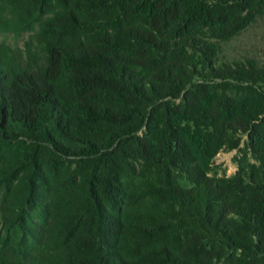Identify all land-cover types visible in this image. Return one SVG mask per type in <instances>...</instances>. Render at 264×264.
Returning a JSON list of instances; mask_svg holds the SVG:
<instances>
[{"label": "trees", "instance_id": "trees-1", "mask_svg": "<svg viewBox=\"0 0 264 264\" xmlns=\"http://www.w3.org/2000/svg\"><path fill=\"white\" fill-rule=\"evenodd\" d=\"M0 9V264H264V0Z\"/></svg>", "mask_w": 264, "mask_h": 264}, {"label": "rangeland", "instance_id": "rangeland-1", "mask_svg": "<svg viewBox=\"0 0 264 264\" xmlns=\"http://www.w3.org/2000/svg\"><path fill=\"white\" fill-rule=\"evenodd\" d=\"M1 10V9H0ZM5 17V14L0 11V63L6 66H14L16 64L20 65V63L25 61V45L29 47L31 50V54L33 55L37 50V45L30 37L34 33L33 31L24 32H12L9 28L5 27L1 23V19ZM259 29L254 28L248 31L239 41L245 42L243 44L234 43L231 45V51H235V47L243 46L246 50H253V44H256L255 41H259L260 39H264V35H259ZM248 42V43H247ZM263 43V42H260ZM259 49H261V46ZM256 46V49H258ZM262 52V51H261ZM35 57V55H33ZM258 59L262 62L264 66V56L258 55ZM234 152H220L214 158V166H216L219 170V174L222 171L225 173L226 176H230L234 173L235 168L232 162V157Z\"/></svg>", "mask_w": 264, "mask_h": 264}]
</instances>
